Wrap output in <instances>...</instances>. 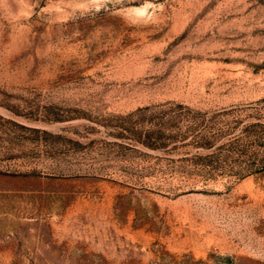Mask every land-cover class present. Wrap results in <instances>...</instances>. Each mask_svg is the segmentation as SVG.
<instances>
[{
    "label": "rangeland",
    "instance_id": "374dc122",
    "mask_svg": "<svg viewBox=\"0 0 264 264\" xmlns=\"http://www.w3.org/2000/svg\"><path fill=\"white\" fill-rule=\"evenodd\" d=\"M0 264H264V0H0Z\"/></svg>",
    "mask_w": 264,
    "mask_h": 264
},
{
    "label": "trees",
    "instance_id": "16d2710c",
    "mask_svg": "<svg viewBox=\"0 0 264 264\" xmlns=\"http://www.w3.org/2000/svg\"><path fill=\"white\" fill-rule=\"evenodd\" d=\"M212 143H206V145H211Z\"/></svg>",
    "mask_w": 264,
    "mask_h": 264
}]
</instances>
